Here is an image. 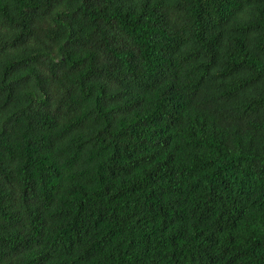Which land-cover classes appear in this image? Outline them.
<instances>
[{
  "label": "trees",
  "instance_id": "obj_1",
  "mask_svg": "<svg viewBox=\"0 0 264 264\" xmlns=\"http://www.w3.org/2000/svg\"><path fill=\"white\" fill-rule=\"evenodd\" d=\"M0 264H264V0H0Z\"/></svg>",
  "mask_w": 264,
  "mask_h": 264
}]
</instances>
